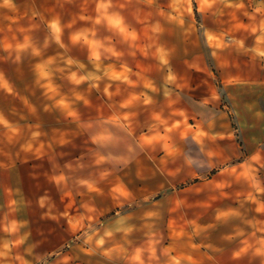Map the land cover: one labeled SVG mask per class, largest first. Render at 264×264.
Listing matches in <instances>:
<instances>
[{"label":"rangeland","instance_id":"obj_1","mask_svg":"<svg viewBox=\"0 0 264 264\" xmlns=\"http://www.w3.org/2000/svg\"><path fill=\"white\" fill-rule=\"evenodd\" d=\"M51 1L0 0V264H264V0H225L215 37L192 0L186 53H137L209 66L162 117L145 112L163 86L128 82L141 69L64 52ZM66 1L94 42L95 0Z\"/></svg>","mask_w":264,"mask_h":264},{"label":"crops","instance_id":"obj_2","mask_svg":"<svg viewBox=\"0 0 264 264\" xmlns=\"http://www.w3.org/2000/svg\"><path fill=\"white\" fill-rule=\"evenodd\" d=\"M191 1L95 0V17L93 18L95 29L91 31L94 42H88L85 39L88 38V35H84L82 30L78 32L75 28H67L70 26V21L77 22V16H80L81 13H70L69 3L66 0H54L51 1V25L53 26L51 35L60 43L70 58V54L77 44L81 47L86 44V51L91 54L90 58H92V54H97V59H101L102 62L105 59H111L107 63H111L117 68L131 70L134 73L141 69L138 76L128 77L129 84L142 85L145 89L148 85L163 86L164 92L160 97V103L155 107L150 106L149 110L145 112L150 117H162L169 111L175 115H182V113L185 115V111L188 110L185 102L190 101L188 95L191 94L193 88V77L209 74V66L203 54L184 57V59H169L166 56L167 59L157 61L152 65L137 53L141 54L146 51L153 37L158 38L155 44L158 53L167 54L175 51L186 53L188 51L184 47L186 38L192 35L187 28H184V20H193ZM200 1L207 4V18L212 23L209 25L208 31L209 35L215 37L216 21L223 20L222 18L225 20L226 1L223 0L225 4L221 0ZM76 36H79V40L69 43L68 39L72 40ZM171 37L177 38V41L169 43L168 38ZM149 66L154 69L153 76L147 75L146 71ZM218 68L222 71L223 77H226L229 72L226 62ZM158 71L164 74L162 78L155 76ZM225 79H223L224 83H230ZM131 91L128 95L131 107L136 104V102L131 103L136 98L145 103L152 101V95L144 89V92L140 91L139 93L136 92V89ZM209 100L206 98L199 104L207 107L212 103Z\"/></svg>","mask_w":264,"mask_h":264}]
</instances>
